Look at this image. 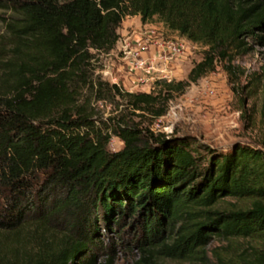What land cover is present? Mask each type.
I'll return each instance as SVG.
<instances>
[{
	"label": "trees",
	"instance_id": "16d2710c",
	"mask_svg": "<svg viewBox=\"0 0 264 264\" xmlns=\"http://www.w3.org/2000/svg\"><path fill=\"white\" fill-rule=\"evenodd\" d=\"M134 16L206 48L191 82L264 46V0H0V264H113L97 255L100 217L138 232L135 264L191 258L210 234L264 236V151L218 152L98 115L93 103L115 98L164 113L152 93L94 75V54ZM111 137L122 149L107 150ZM223 198L248 207L215 209Z\"/></svg>",
	"mask_w": 264,
	"mask_h": 264
},
{
	"label": "rangeland",
	"instance_id": "374dc122",
	"mask_svg": "<svg viewBox=\"0 0 264 264\" xmlns=\"http://www.w3.org/2000/svg\"><path fill=\"white\" fill-rule=\"evenodd\" d=\"M148 31L154 33V41L178 45L179 53L156 59L153 80L137 83L129 69L131 59L126 58L122 47ZM117 33L119 38L112 51L94 54V75L125 92L152 93L158 97L154 110L161 109L164 113L134 114L117 104L120 101L115 98V101L93 103L98 115L115 119L122 114L153 135L186 137L218 152H226L233 144L264 151V46L227 60L216 59L212 69L191 82L189 73L202 61L206 51L203 46L168 31L157 21L142 24L138 16L126 17ZM154 51L151 47L145 59H151ZM122 146L118 138L111 137L107 150L117 152ZM246 207L247 200L223 198L214 208L231 211ZM180 225L176 224L170 238H174ZM96 226L94 240L101 260L108 256L113 264H135L141 259V254L130 245L138 233L133 226L125 223L119 229L112 222L106 224L101 217ZM152 264H264V236L225 238L210 234L206 245L191 258L159 256Z\"/></svg>",
	"mask_w": 264,
	"mask_h": 264
},
{
	"label": "built area",
	"instance_id": "2783aa9c",
	"mask_svg": "<svg viewBox=\"0 0 264 264\" xmlns=\"http://www.w3.org/2000/svg\"><path fill=\"white\" fill-rule=\"evenodd\" d=\"M154 33L148 31L142 37H137L132 42H125L122 47L126 58L130 60L129 69L134 76L137 83L149 82L153 80V75L157 68L155 67V60L158 58H169L166 54L179 53V46L173 43H161L153 40ZM154 48L151 59H145V55L150 54V48ZM154 56V57H153ZM154 58V59H153ZM166 78V75H161Z\"/></svg>",
	"mask_w": 264,
	"mask_h": 264
},
{
	"label": "crops",
	"instance_id": "0c3cea01",
	"mask_svg": "<svg viewBox=\"0 0 264 264\" xmlns=\"http://www.w3.org/2000/svg\"><path fill=\"white\" fill-rule=\"evenodd\" d=\"M135 18H137V17H135Z\"/></svg>",
	"mask_w": 264,
	"mask_h": 264
}]
</instances>
